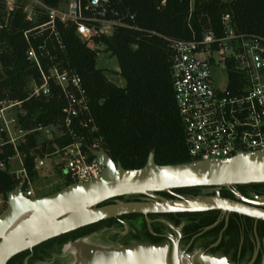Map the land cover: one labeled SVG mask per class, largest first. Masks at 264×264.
Wrapping results in <instances>:
<instances>
[{
	"label": "trees",
	"instance_id": "16d2710c",
	"mask_svg": "<svg viewBox=\"0 0 264 264\" xmlns=\"http://www.w3.org/2000/svg\"><path fill=\"white\" fill-rule=\"evenodd\" d=\"M42 1L58 6L68 0ZM4 8V2L0 0V21ZM226 13L231 15V22L238 31L264 38V0H109L107 18L122 20V23L115 25L111 34L100 33L94 39L118 59V73L124 78L125 86L111 81L104 69L97 67L96 49L79 38L74 25L58 23L64 47L60 49L57 41L53 40L56 46L50 42L49 48L57 62L81 76L87 92L89 114L97 127V131L90 134L88 129L82 130L86 134L85 142L100 137L101 148L126 169L143 167L152 150L159 165L193 161L186 146L184 122L175 101L170 39L190 40L200 36L207 27L219 30L222 16ZM45 20L44 16L39 22ZM31 26L18 10L7 27L0 29V103L3 100L22 101L24 112L16 113V116L24 129L36 128L39 123L60 122L64 104L56 89L48 99L29 96L31 83L40 81L35 63L27 57L29 44L23 34ZM31 39L35 47L41 41L33 36ZM43 61L46 63V58ZM72 141L73 138L67 135L48 141L36 132L30 134L27 143L19 147L29 180L32 182L38 178L39 160ZM84 149L87 150V147L84 146ZM15 154L10 145L0 149L3 209L7 204V194L20 182L10 167L11 157ZM59 174L62 183L46 195L72 183L62 173ZM235 186L241 189L263 188L264 183ZM201 189L178 188L158 194L169 199L176 198L174 193L189 198L199 195ZM223 195L232 196L227 188L223 190ZM137 196L128 195L119 199L136 200ZM184 216L201 218L200 223L187 227L186 233L209 226L216 218L214 211L149 214V225L142 214L123 215L47 240L33 250L15 255L8 264H44L51 259L53 252L60 251L67 243L105 232H112L113 237H128L129 240L121 244L133 241L161 243L164 237L159 234L167 226L156 218H165L177 225Z\"/></svg>",
	"mask_w": 264,
	"mask_h": 264
},
{
	"label": "built area",
	"instance_id": "2783aa9c",
	"mask_svg": "<svg viewBox=\"0 0 264 264\" xmlns=\"http://www.w3.org/2000/svg\"><path fill=\"white\" fill-rule=\"evenodd\" d=\"M4 15L0 29L7 27L18 10L32 26L23 32L29 44L28 59L35 63L40 81L31 83L30 97L50 98L56 89L64 99L60 122L39 123L24 129L16 113H23L22 101L0 103V149L10 145L22 166L18 173L26 196H34L19 147L32 133L54 141L65 135L73 141L55 150L61 155L62 171L72 183L99 177L103 166L89 148H101V138L85 142L97 127L89 114L87 92L81 76L56 61L49 48L57 41L63 49L57 24L74 25L82 41L95 49L94 37L111 34L122 20L107 18L109 0H68L58 6L42 0H3ZM193 2V0H192ZM46 20L39 22L42 17ZM97 24H101L100 27ZM31 36L41 40L35 47ZM173 50L172 76L175 101L185 126V140L193 161L232 157L240 152L264 149V38L235 29L231 15L221 19V28L207 27L190 40L170 39ZM46 58V63L43 61ZM214 70L224 75L218 85ZM81 131V133L79 132ZM77 133H80L79 135ZM87 147V150L84 149ZM51 156L50 154H48ZM38 168L44 164L38 161ZM66 171V173H63Z\"/></svg>",
	"mask_w": 264,
	"mask_h": 264
},
{
	"label": "water",
	"instance_id": "95a60500",
	"mask_svg": "<svg viewBox=\"0 0 264 264\" xmlns=\"http://www.w3.org/2000/svg\"><path fill=\"white\" fill-rule=\"evenodd\" d=\"M102 164L99 177L71 183L45 196L28 197L23 184L7 194L6 207L0 212V264L17 254L84 226L128 214L193 213L221 210L264 220V208L242 196L223 197L221 187L264 183V149L240 152L232 157L203 159L187 163L159 165L155 151L138 169H126L105 150L89 148ZM208 187L214 195L165 198L159 192L178 188ZM128 195H146L148 200L119 199ZM112 201L101 205L104 202ZM255 203V204H252ZM148 218V222H149ZM169 242L133 241L128 244L103 245L92 237L69 242L62 253L72 252L70 264H169ZM178 241L173 243V264H180ZM188 264H193L192 254ZM202 264H234L222 254L201 255Z\"/></svg>",
	"mask_w": 264,
	"mask_h": 264
},
{
	"label": "flooded vegetation",
	"instance_id": "af4514ba",
	"mask_svg": "<svg viewBox=\"0 0 264 264\" xmlns=\"http://www.w3.org/2000/svg\"><path fill=\"white\" fill-rule=\"evenodd\" d=\"M226 188L230 190L232 196L223 195V190ZM226 188L223 186L219 189V193L223 197L237 199L238 196H242L254 202L264 203V187H247L241 189L236 186H230ZM210 189L212 188H202L199 195H214L215 192L210 191ZM136 198V200H148V196L146 195H140ZM256 206L264 208V205L261 204H256ZM211 211H214V215L216 216L212 224L187 233L185 232L187 227H190L191 224L201 222L199 216H184L177 225L165 218H156L167 226L164 232L159 235L164 237L163 241H168L170 245L168 263L173 264V243L178 241L179 254H183L180 259V264H188L191 259L189 257L190 254H192L191 262L193 264H202L201 255L206 254H222L234 264H264V220L234 212L223 213L221 210ZM145 219L150 225L147 216H145ZM127 240H129L128 237L120 243H124ZM62 252V249L55 251L52 256L59 258L68 257V264H70L74 260L73 253L66 252L65 255ZM51 262L52 260L50 259L43 263L49 264Z\"/></svg>",
	"mask_w": 264,
	"mask_h": 264
},
{
	"label": "rangeland",
	"instance_id": "374dc122",
	"mask_svg": "<svg viewBox=\"0 0 264 264\" xmlns=\"http://www.w3.org/2000/svg\"><path fill=\"white\" fill-rule=\"evenodd\" d=\"M97 51V58L96 63L97 67L104 69L106 72L108 78L117 83L120 86H125V80L120 76L118 73L119 71V62L118 59L111 55L109 51L106 50L105 46L103 44H97L94 47ZM1 68V67H0ZM214 76L216 83L218 85H221L224 83V75L220 74L218 70H214ZM44 164L40 166L39 168V176L35 181L30 182V186L33 190V193L35 196H43L47 193H50L55 186L58 185V183H62L60 180V174L62 171V164H59V162H62L61 155H51L46 156L44 159ZM11 171H18L21 170L22 166L20 164V161L17 158L11 159L10 163ZM63 173H66V171H63ZM21 175V173L19 174ZM2 196L0 195V211L3 209L2 206ZM93 241L95 243L100 242V244L103 245H119L120 242L125 240L127 237H113L112 232H105L100 233L98 235H95L92 237ZM99 241V242H97ZM68 257L59 258L57 256H52L51 260L52 262L49 264H68Z\"/></svg>",
	"mask_w": 264,
	"mask_h": 264
},
{
	"label": "crops",
	"instance_id": "0c3cea01",
	"mask_svg": "<svg viewBox=\"0 0 264 264\" xmlns=\"http://www.w3.org/2000/svg\"><path fill=\"white\" fill-rule=\"evenodd\" d=\"M35 196V195H34Z\"/></svg>",
	"mask_w": 264,
	"mask_h": 264
}]
</instances>
